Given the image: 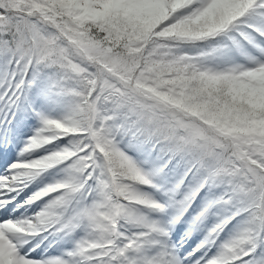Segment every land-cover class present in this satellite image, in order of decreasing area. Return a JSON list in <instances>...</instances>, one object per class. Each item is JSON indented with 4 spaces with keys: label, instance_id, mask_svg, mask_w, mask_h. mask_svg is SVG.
I'll return each instance as SVG.
<instances>
[{
    "label": "snow or ice",
    "instance_id": "snow-or-ice-1",
    "mask_svg": "<svg viewBox=\"0 0 264 264\" xmlns=\"http://www.w3.org/2000/svg\"><path fill=\"white\" fill-rule=\"evenodd\" d=\"M0 264H264V0H0Z\"/></svg>",
    "mask_w": 264,
    "mask_h": 264
},
{
    "label": "clouds",
    "instance_id": "clouds-1",
    "mask_svg": "<svg viewBox=\"0 0 264 264\" xmlns=\"http://www.w3.org/2000/svg\"><path fill=\"white\" fill-rule=\"evenodd\" d=\"M219 22H220V19L219 17H217L216 19H213V20L202 19L191 25H187L183 29L184 33L186 34L170 35L169 37H167L169 43L166 45V47L169 50L171 48H178L181 46L189 47V48L195 47L193 34L206 32L210 30L211 28L215 27V25L218 24ZM177 41L179 43H176ZM156 69L159 72H164L168 70L166 63H164L163 61L156 63ZM31 230H32V226H31V222H29V225H25L21 227L18 231L22 235H28Z\"/></svg>",
    "mask_w": 264,
    "mask_h": 264
},
{
    "label": "rangeland",
    "instance_id": "rangeland-1",
    "mask_svg": "<svg viewBox=\"0 0 264 264\" xmlns=\"http://www.w3.org/2000/svg\"><path fill=\"white\" fill-rule=\"evenodd\" d=\"M58 112H59V109L57 108V109H55L54 111H53V115H56V114H58ZM37 126V124H33V127H36ZM32 134V131H31V129H26V135H31ZM23 144V139H21V145ZM12 159H17V157L15 156V155H13L12 156ZM11 161V160H10ZM57 175V172L55 171V170H52V172L50 173V174H47L46 175V177H45V179H46V181L47 180H50V179H52L53 178V176H56Z\"/></svg>",
    "mask_w": 264,
    "mask_h": 264
},
{
    "label": "bare ground",
    "instance_id": "bare-ground-1",
    "mask_svg": "<svg viewBox=\"0 0 264 264\" xmlns=\"http://www.w3.org/2000/svg\"><path fill=\"white\" fill-rule=\"evenodd\" d=\"M11 161H9V163H10ZM4 167H7V165H4Z\"/></svg>",
    "mask_w": 264,
    "mask_h": 264
}]
</instances>
